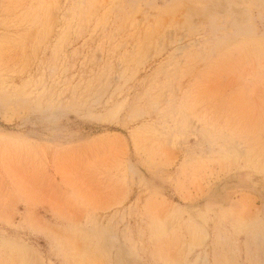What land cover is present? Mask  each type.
I'll list each match as a JSON object with an SVG mask.
<instances>
[{"label": "rangeland", "instance_id": "obj_1", "mask_svg": "<svg viewBox=\"0 0 264 264\" xmlns=\"http://www.w3.org/2000/svg\"><path fill=\"white\" fill-rule=\"evenodd\" d=\"M0 264H264V0H0Z\"/></svg>", "mask_w": 264, "mask_h": 264}]
</instances>
